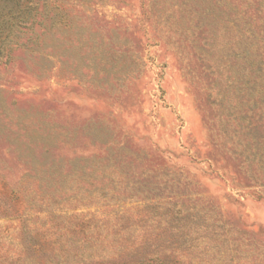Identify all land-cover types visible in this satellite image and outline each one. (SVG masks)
I'll return each mask as SVG.
<instances>
[{"label":"rangeland","instance_id":"rangeland-1","mask_svg":"<svg viewBox=\"0 0 264 264\" xmlns=\"http://www.w3.org/2000/svg\"><path fill=\"white\" fill-rule=\"evenodd\" d=\"M0 264H264V0H0Z\"/></svg>","mask_w":264,"mask_h":264}]
</instances>
